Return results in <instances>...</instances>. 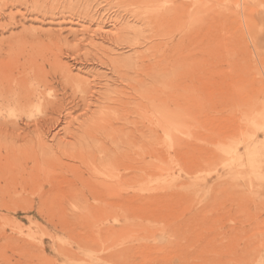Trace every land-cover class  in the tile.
I'll list each match as a JSON object with an SVG mask.
<instances>
[{
  "label": "rangeland",
  "instance_id": "rangeland-1",
  "mask_svg": "<svg viewBox=\"0 0 264 264\" xmlns=\"http://www.w3.org/2000/svg\"><path fill=\"white\" fill-rule=\"evenodd\" d=\"M155 1L0 0V83L20 77L14 68L25 63L31 83L51 80L60 65L91 87L84 103L57 76L59 99L70 102L60 118L50 114L51 105L35 101L27 118L3 109L0 129H26L28 115L48 114L61 119L47 138L52 146L103 134L105 124L117 130L118 141L123 134L121 147H113L109 132L103 147H90L99 158L96 169L116 173L122 154L123 214L112 208L45 217L37 213L39 198L29 214L0 207V264H240L231 253L246 249L250 237L253 246H263L264 0H244L243 9L201 0L187 20L195 35L175 52L169 37L159 36ZM221 25L217 34L224 40L211 49L207 41ZM161 47L166 56L159 58ZM117 91L123 108L102 114L104 99ZM150 140L153 162L141 158L142 142ZM150 173L152 198L134 183ZM78 198L83 208H97L84 189ZM250 217L256 218L250 236L232 233L234 219ZM254 260L250 255L242 264Z\"/></svg>",
  "mask_w": 264,
  "mask_h": 264
},
{
  "label": "bare ground",
  "instance_id": "bare-ground-1",
  "mask_svg": "<svg viewBox=\"0 0 264 264\" xmlns=\"http://www.w3.org/2000/svg\"><path fill=\"white\" fill-rule=\"evenodd\" d=\"M201 0H193L189 3L187 0H157L155 5L159 7L156 10L154 20L163 29L159 36L163 37L165 34L169 37L171 42V48H168L170 52H175L173 47H177L180 43L189 41L190 34H194L187 27V20L191 17L192 13L197 10V6L201 3ZM244 0H225V5L242 8ZM153 4V3H152ZM152 6V5H150ZM154 7V6H153ZM238 11V10H237ZM238 13V12H237ZM189 16V17H188ZM145 19V18H144ZM176 24H181L177 32L167 31V27H172ZM187 27V29H185ZM224 25L217 27L216 32L213 33L208 39L207 46L211 49L215 45L224 40L221 35L219 36V28L222 29ZM180 36L178 43L174 39L175 36ZM195 35V34H194ZM194 39V38H193ZM190 39V40H193ZM217 43V44H216ZM178 44V45H177ZM166 47H170L168 44ZM161 54L159 58L165 57V50L161 47ZM31 61L30 64H34ZM4 61L0 59V71L3 69ZM55 75L51 77V80L46 79L34 80L31 83L26 74L25 63L18 65L16 68L20 77L14 78L3 77L0 83V116L3 115V109L14 110L20 112L23 118H27L29 111H35L38 105L47 103L51 105L50 114L52 116L61 115L67 109L70 104L59 99L58 92L56 91V84L58 77H61L62 85L67 89H71L74 93L81 92L84 103L88 102L87 94L91 87L88 82L83 79L75 78L67 70H63L60 65H54ZM2 68V69H1ZM123 76L121 77V79ZM139 87V86H138ZM136 89V87H134ZM120 93L116 92V96H107L105 102L107 106L102 110V114H109L111 111L118 112L120 108H123V99ZM119 94V95H118ZM118 96V97H117ZM76 97V96H75ZM67 99V98H66ZM69 99V98H68ZM156 99V98H155ZM74 103V99H72ZM111 104H114L113 107ZM151 106L154 107L155 103L152 101ZM148 109V108H147ZM29 125H26V129L21 128L18 124H12L10 129H0V207L3 210H10L18 212L20 209L27 214L33 212V200L39 198L41 201V207L37 211L38 214L45 217H53L57 214L61 215H77L81 212H96L101 214H107L112 208H117V211L123 214V157L122 154L118 156L114 161L117 168L116 173L102 169L101 167H95V162L99 160L98 157L93 156V150L103 147V138L107 134L108 137L112 136L111 142L113 147L118 148L123 145V134H120L121 138L118 141L117 130L104 126L103 134L91 135L89 137H83L80 139H74L73 142L59 143L54 146L49 145L48 136L52 130L57 129L61 123V119L54 118L45 115L44 117L34 120L32 114L28 115ZM32 124V127L30 126ZM33 128V130H32ZM27 130H29L27 132ZM122 131V130H121ZM157 135V132H154ZM121 133V132H120ZM143 137L148 138L145 132L142 131ZM152 139V135L150 136ZM119 142V143H118ZM118 143V145H117ZM137 144V142H136ZM134 144V145H136ZM141 149L146 150L145 154L142 153L141 158L145 159L149 155L151 162L155 158V150L150 142H142ZM109 154L112 151H101ZM142 152V151H141ZM102 166H105V161L101 159ZM31 164V167H30ZM84 168L85 172L91 175L93 178L99 179L97 182L87 180L84 176L85 172L80 173L79 167ZM94 171V175L90 172ZM113 177H112V174ZM126 177L133 175L130 167L125 170ZM148 173V171H147ZM137 177H139L137 175ZM154 176L152 173L137 178V186H141V190L150 189L149 185L153 181ZM139 179V180H138ZM132 182V180H131ZM48 187V191L46 188ZM81 189L89 193V199L95 200L94 204L97 208L92 206L82 207L83 202L78 198V193ZM150 194L149 198H152L151 189L147 191ZM31 198V199H30ZM89 199L83 200L86 204L89 203ZM47 204H50L47 206ZM66 205V206H65ZM83 210V211H82ZM55 216V215H54ZM64 216H62L63 218ZM256 218H239L237 221L233 220L232 233L250 236L255 231ZM240 225V227H238ZM248 225V229H244ZM105 228L102 229L104 231ZM252 237L248 240L252 243ZM264 240V239H263ZM11 243V242H8ZM249 243L246 249H242L241 252L233 251L231 258L235 261L247 259L250 255L255 256L253 264H264V243L263 246H253ZM12 244V243H11ZM19 247V246H17Z\"/></svg>",
  "mask_w": 264,
  "mask_h": 264
}]
</instances>
